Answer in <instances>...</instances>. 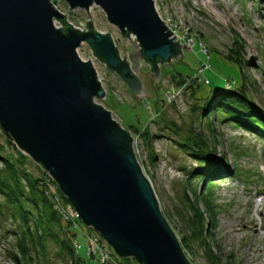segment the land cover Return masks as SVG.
<instances>
[{
    "label": "rangeland",
    "instance_id": "obj_1",
    "mask_svg": "<svg viewBox=\"0 0 264 264\" xmlns=\"http://www.w3.org/2000/svg\"><path fill=\"white\" fill-rule=\"evenodd\" d=\"M153 2L159 17L175 29L183 43V56L160 64V78L157 82V77H154L153 84L148 80L152 78L150 66L140 60L139 76L145 88L152 93L149 96L130 91L116 73L109 72L105 64L93 56L88 44L82 42L77 54L82 60L92 62L106 93L103 99L95 98V101L108 109L126 130L130 128L128 124L142 128L146 123L150 134L148 143L129 131L134 138L135 155L150 180L162 214L193 264H264V136L249 127L221 121L222 115L214 111L208 118L198 113L202 97L208 96L211 90L234 89L241 85L238 66L227 58L237 54L246 62L243 67L245 89L263 113L264 0ZM57 8L67 14V22L80 29L82 27L78 22L85 24L91 19L96 31L111 35L121 56L133 49L130 39L107 21L98 6L92 5L88 12L75 8L68 14L65 1L58 0ZM54 24L61 26L57 21ZM200 69L205 70L200 76L203 80L205 76L209 83L202 80L199 86L197 78L193 77ZM156 104L160 111L154 121L149 117ZM173 126L178 134L173 133ZM191 131L202 133L207 138L214 156L226 163L230 174L225 173L223 177H216L205 184L202 175L188 177V171L202 163L179 145L184 143L182 136ZM1 145L12 156L19 150L0 127ZM26 157L23 166L40 177V166L28 155ZM45 183V194L61 217L62 226H71V231L64 230L65 235L54 223V231L59 237L71 236L78 256L88 261L90 228L80 219L75 222L64 219L55 206L60 204L67 211H73L71 203L62 194L58 197L59 201L55 199L47 178ZM194 207L199 209L205 221L211 220L207 246L189 237L187 219L193 215L190 208ZM10 211V206L0 195V264H16L10 258L8 249L16 251L9 243L14 242L10 230L19 233V227L18 221L11 219ZM43 243L38 259L32 256L35 262L70 264L68 256L60 251L56 241L45 237ZM103 243L108 251H114L106 241ZM130 262L139 264L134 258Z\"/></svg>",
    "mask_w": 264,
    "mask_h": 264
},
{
    "label": "water",
    "instance_id": "obj_2",
    "mask_svg": "<svg viewBox=\"0 0 264 264\" xmlns=\"http://www.w3.org/2000/svg\"><path fill=\"white\" fill-rule=\"evenodd\" d=\"M64 1L68 14L98 6L133 49L121 56L91 19L74 27L58 0H0V127L118 256L139 264H193L160 210L133 136L95 101L105 90L92 62L77 54L86 42L130 91L152 96L139 76L140 60L150 66L153 84L160 64L183 56L181 44L153 0Z\"/></svg>",
    "mask_w": 264,
    "mask_h": 264
},
{
    "label": "trees",
    "instance_id": "obj_3",
    "mask_svg": "<svg viewBox=\"0 0 264 264\" xmlns=\"http://www.w3.org/2000/svg\"><path fill=\"white\" fill-rule=\"evenodd\" d=\"M240 48L242 49V45H240ZM227 58L238 66L242 76L241 85L236 86L234 89L220 88L214 91L211 90L208 96L202 97V103L198 107L199 116L208 118L214 111L222 115L221 121H230L249 127L264 136V111L260 113V109L248 95L243 81V67L246 66V62L240 54L229 55ZM197 83L200 86L201 82ZM156 106L157 104L154 106V110L159 113L160 109L156 108ZM128 126L131 128L127 129L128 131H132V134L136 133L137 136H141L148 143L150 134L146 123L142 128L129 124ZM174 128H172L173 133L178 134L176 127ZM212 130L213 128H211ZM182 138L184 143L179 144L182 150L188 151L191 157L202 161L201 164L196 165L197 167L188 171V177L202 175L205 184L216 177H223L225 173L230 174L226 163L221 158L214 156L212 148L210 149V144H207V138L202 133L191 131L183 135ZM7 144L10 145L11 142L8 141ZM26 160V155L20 150H16V155L12 156L10 153L5 152L2 145L0 146V195L5 200L6 205L10 206L11 219L17 220L19 227V233L16 230H10L14 235V242L9 241V243L16 250L8 249L9 256L13 259V262L16 264H40L37 260L35 262L32 256L35 255V258L38 259V252L44 248V239L49 237L56 241L60 251L68 256L70 264H131V258L120 257L114 251H108L104 246L109 255L108 259L104 261L96 259L90 254H88V261L79 257L76 253V246L72 243L71 236L59 237L53 229L54 223L58 224L60 231H71V226L68 228L66 225L62 226L61 217L54 211L51 200L45 194L47 173L40 167L41 176L36 177L23 166ZM53 196L62 197L57 189ZM190 211L193 215L187 219L189 222V237L194 242L207 246L209 243L208 238L211 234V227L208 224L211 220L205 221L196 207L190 208ZM78 219H75V221ZM30 221L32 222L31 225L29 224ZM89 230L95 232L92 229ZM65 231L64 234L67 235ZM103 241L101 238V242L104 245Z\"/></svg>",
    "mask_w": 264,
    "mask_h": 264
},
{
    "label": "built area",
    "instance_id": "obj_4",
    "mask_svg": "<svg viewBox=\"0 0 264 264\" xmlns=\"http://www.w3.org/2000/svg\"><path fill=\"white\" fill-rule=\"evenodd\" d=\"M166 23V22H165ZM166 25L168 26V28L173 32L172 36L174 35V37L176 39H178V41L181 44V47L183 46V43L181 42V40L178 38V35H176L175 29H173L169 24L166 23ZM204 69H200L193 78H197L196 82H202V77L200 76L202 73H204ZM204 80L203 82L208 84L209 80L203 76ZM196 80V79H195ZM186 81H188V79H186ZM149 108V106H148ZM157 112H151V115L149 117L150 120H154L157 117ZM47 182H48V186L50 188V192L52 194L55 193V190L57 188V185L54 183V181L51 179V177L47 174ZM55 197V196H54ZM55 199L58 200V197H55ZM59 201V200H58ZM55 208L59 211L60 215L67 220H71V221H75V219L79 218L78 213L72 208L73 211H67L66 209L62 208L60 204H57V206H55ZM91 236H90V240L88 242L87 245V252L88 254L96 257V259H99L101 261H104L106 259H108L109 255L108 252L104 249L103 244L101 242V237L99 236L98 233L96 232H90Z\"/></svg>",
    "mask_w": 264,
    "mask_h": 264
}]
</instances>
